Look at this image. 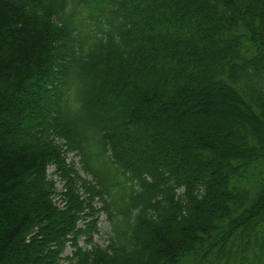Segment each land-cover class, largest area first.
I'll use <instances>...</instances> for the list:
<instances>
[{
  "label": "trees",
  "instance_id": "obj_1",
  "mask_svg": "<svg viewBox=\"0 0 264 264\" xmlns=\"http://www.w3.org/2000/svg\"><path fill=\"white\" fill-rule=\"evenodd\" d=\"M0 264H264V0H0Z\"/></svg>",
  "mask_w": 264,
  "mask_h": 264
},
{
  "label": "rangeland",
  "instance_id": "obj_2",
  "mask_svg": "<svg viewBox=\"0 0 264 264\" xmlns=\"http://www.w3.org/2000/svg\"><path fill=\"white\" fill-rule=\"evenodd\" d=\"M209 91L212 92V90H209ZM206 92H208V91H206ZM213 98L215 99V109H213V111H212V114H211L212 118H210L209 124L211 126L213 136L216 137V135H218L220 133L223 134L227 130V128L230 129L231 126L228 122V115H230V113L232 114L233 108L232 109L230 108L231 102L228 101L227 98H221V97H218V98L213 97ZM217 115H221L222 118L219 119L218 117H216ZM225 115H227V116H225ZM219 120H220V122H219ZM188 125H189V123L183 124V126L181 128L182 130L180 132L181 133L180 137L183 138L185 141L187 140L185 137V136H187L186 132L189 131ZM205 130L209 131V127L207 125L202 124L201 128L199 126H197V132L198 133H200V131H201L202 132L201 134H203L205 132ZM177 131H179V130L175 129L174 132L177 134ZM176 136H178V135H176ZM171 141L172 140L170 139L168 142L170 143ZM229 142H227V143L230 144ZM92 147H93L91 150L92 162L90 163L92 170L94 172H96L97 174H100L103 177L110 176V173L108 171V165L106 163V159L104 157H101V156H99V157L96 156V155H100V152H101L99 145L97 143H95V144H93ZM68 161L69 162L73 161V163H75V165L77 166L78 157L74 158V157L70 156V157H68ZM52 172H53L52 169L48 170V174L50 175V177H52L51 176ZM84 177L87 178L88 180H91L90 176L84 175ZM52 179L56 181V186L60 190L62 188V183H60L58 181V179H56L54 177H52ZM108 236H109V223H108V220L106 219V215H104L102 213V214H100V216L98 218V234H96L94 236V242L97 245L105 246V240H107ZM69 253H70V249H67L66 254H69ZM45 254H47V252H44V255ZM48 256L45 257V259H44L45 261L47 260Z\"/></svg>",
  "mask_w": 264,
  "mask_h": 264
}]
</instances>
